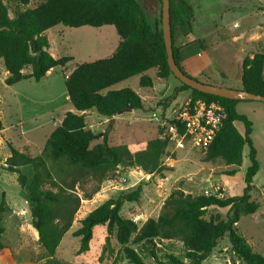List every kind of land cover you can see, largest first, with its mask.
I'll list each match as a JSON object with an SVG mask.
<instances>
[{"label":"trees","instance_id":"1","mask_svg":"<svg viewBox=\"0 0 264 264\" xmlns=\"http://www.w3.org/2000/svg\"><path fill=\"white\" fill-rule=\"evenodd\" d=\"M21 2L25 6L28 4V0ZM158 3V16L151 22L137 0H42L33 8L15 10L13 16L9 15L7 6L0 0V61L7 72L4 80L6 86L23 80L39 82L49 70L55 68H62L63 75L72 59L69 56L54 58L49 52L50 43L46 34L56 26H112L119 38L111 56L77 64L64 79L66 96L77 113L66 112L60 125L46 139L39 156L33 157L10 145L8 147L6 170L18 173L17 181L26 189L30 224L35 235H38L37 242L46 257L55 254L64 234L72 226L81 201L92 199L104 181L113 179L119 167H137L149 175L171 170V167L163 164L168 143L162 138V128L158 127V138L132 146H109L106 142L91 146L95 135L87 128L84 119L85 112L89 110L107 119L141 110L142 102L135 92L128 88L111 89L133 76H140L141 87L152 86L151 80L145 76L151 69L156 70V76L160 79H176L166 61L161 0ZM169 17L174 61L183 74L191 77L180 62L194 54L197 48L182 52L193 40L182 48H176L174 40L176 34L185 40L190 38L193 8L186 0H169ZM26 68H30L29 73L23 72ZM201 83L223 86L212 78ZM240 83V90L264 96L263 53L242 59ZM185 91L189 92L191 101H218L225 109L221 129L209 148L202 151L205 161H221L233 168L227 174L233 176L241 166L243 151L247 148L249 165L243 177L242 194L225 198L204 194L193 196L176 188L164 199L157 218L147 219L138 227L133 220L120 216L123 202L139 200L141 188L137 186L115 200L108 199L79 221V227L72 233L73 237L79 239V254L88 251L93 229L105 226L107 234L113 235L121 246L124 258L132 264H143L141 256L155 258L151 246L161 240L182 243L189 264H202L225 240L232 255L241 264H264V257L254 252L235 228L242 215H252L259 207L252 199V195L258 191L253 178L260 169L250 137L252 122L236 109L242 101L203 94L181 83L167 99L160 102L163 110L179 93ZM235 122L241 123L243 133L238 132ZM27 165L32 169L30 181L19 171L20 167ZM3 205L2 200L0 213L4 211ZM209 208L227 209L225 217L215 214L206 219ZM1 220L0 215V255L4 249ZM130 245L137 246L136 251ZM168 260L165 264H184L173 256H169Z\"/></svg>","mask_w":264,"mask_h":264},{"label":"rangeland","instance_id":"2","mask_svg":"<svg viewBox=\"0 0 264 264\" xmlns=\"http://www.w3.org/2000/svg\"><path fill=\"white\" fill-rule=\"evenodd\" d=\"M147 12V18L158 16V0H138ZM153 1L155 9L150 11ZM193 8L192 32L190 38L175 35L174 46L197 51L186 60L187 72L201 82L207 81L213 74L222 70L230 75L223 86L240 90L241 61L255 53L264 54V0H186ZM9 15L15 10L33 8L42 0H28L25 6L21 0H3ZM154 12V13H153ZM47 32L49 43L55 51L66 49L72 61L70 66L84 62H93L105 58V54L117 39L113 28L105 35L104 30L92 27L67 28L57 26ZM63 37V42L62 41ZM59 44V45H57ZM201 46V48L199 47ZM52 50V51H53ZM208 60L210 62L208 63ZM206 61V62H205ZM204 63L207 70L204 69ZM0 62V73L3 70ZM59 69L47 80L40 82L23 81L15 88L0 84V121L3 131L0 133V208L4 201L1 225L4 232L1 243L4 246L0 255V264H132L124 258L121 246L113 235H108L105 226L93 229L92 239L87 252L78 253L80 242L72 233L79 227V221L90 211L107 201L117 199L123 194L141 188L137 202H123L120 216L133 220L140 227L147 219H156L164 199L169 193L179 188L193 196L221 194V197L240 196L244 187L243 177L248 165L247 148L243 152V161L235 175L228 176L233 168L217 160H204V153L196 149H167L163 164L171 167L170 171L145 174L137 167H119L113 179L104 181L98 193L90 200H82L79 211L75 214L71 228L64 234L55 254L46 257L37 242L30 224V208L25 198L26 189L17 181L18 173H11L3 166L4 158L9 154V145L16 150L25 149L37 157L40 155L48 136L55 130V124L63 110L74 112L73 107L64 99V74ZM24 73H29L26 68ZM152 83L151 87L139 85L140 76H133L115 86L112 90L128 88L141 99L142 109L125 112L107 119L97 115L94 110L85 112V123L95 135L91 146L106 142L109 146L128 145L148 141L159 137L158 123L154 118H161L162 100L167 99L180 85L173 77L160 79L156 70L145 73ZM218 76V75H217ZM235 76V77H234ZM234 77V78H233ZM214 80V78H213ZM66 95V94H65ZM189 99L180 94L176 102H170L167 108L175 107ZM67 100V97H66ZM174 104H176L174 106ZM239 113L246 114L255 125L257 150L260 170L256 174L255 184L264 187V105L260 101H245L237 105ZM168 113V112H167ZM29 144H27V141ZM27 181L32 178L31 166L19 168ZM125 179V182H122ZM88 186L86 187V189ZM78 194L81 196L80 191ZM258 204V210L252 215H242L236 223V230L252 247L253 251L264 257V188L252 195ZM227 209L209 208L205 216L218 214L224 218ZM136 251L135 245L129 246ZM155 258L141 256L143 264H165L173 256L184 264L186 249L175 240L156 241L151 246ZM138 251V250H137ZM202 264H241L233 255L227 241H221L211 255Z\"/></svg>","mask_w":264,"mask_h":264},{"label":"built area","instance_id":"3","mask_svg":"<svg viewBox=\"0 0 264 264\" xmlns=\"http://www.w3.org/2000/svg\"><path fill=\"white\" fill-rule=\"evenodd\" d=\"M68 75L64 74V78ZM224 119L225 109L218 101H191L190 99L175 107L166 108L161 118H154L158 127L163 130L162 138L167 140L168 148L200 151L209 148L221 129ZM7 158L5 157L3 162L5 168H7ZM122 182H125V179H122ZM204 195H215L221 198V194H211L207 191Z\"/></svg>","mask_w":264,"mask_h":264},{"label":"water","instance_id":"4","mask_svg":"<svg viewBox=\"0 0 264 264\" xmlns=\"http://www.w3.org/2000/svg\"><path fill=\"white\" fill-rule=\"evenodd\" d=\"M161 29L162 38L166 51V61L172 75L181 83L192 90L203 94L213 95L220 98L236 101H260L264 105V96L256 95L245 90H235L227 87L214 86L196 81L186 76L176 65L173 58L171 44L170 17H169V0H161ZM241 79V77H240ZM150 176V175H147Z\"/></svg>","mask_w":264,"mask_h":264},{"label":"crops","instance_id":"5","mask_svg":"<svg viewBox=\"0 0 264 264\" xmlns=\"http://www.w3.org/2000/svg\"><path fill=\"white\" fill-rule=\"evenodd\" d=\"M138 1V0H137ZM154 1V0H153ZM153 1L151 2V5H149V8H150V11L151 10H153V9H155V3H154V5L152 4L153 3ZM139 2V1H138ZM140 3V2H139ZM141 4V3H140ZM141 6H142V4H141ZM143 7V6H142ZM145 10V9H144ZM145 12H146V10H145ZM154 13V12H153ZM146 15H147V12H146ZM149 19V21H153V19L152 18H148ZM113 28L112 26H103V27H100V28H97L98 30H104V34L105 35H111V31H108V29H103V28ZM54 28H58L57 26L56 27H54ZM80 28H83V27H80ZM79 28V29H80ZM114 29V28H113ZM52 30V29H51ZM114 31H115V29H114ZM48 32V31H47ZM116 33V32H115ZM116 36H117V34H116ZM63 37H62V41L61 42H63ZM118 42H119V38H118V36H117V39L115 40V42H114V44H113V46L109 49V51H108V53L107 54H105L106 56H105V58L106 57H109V56H111V54L114 52V50L116 49V47H117V45H118ZM57 45H59V44H57ZM53 50V48H52V46L50 45V48H49V52H50V54H51V56L52 57H54V58H59V57H62V56H69V54L67 53V51H66V49H65V51H64V54L62 55V53L63 52H58V51H55V53H54V50ZM182 52H185L184 50L182 51ZM191 56V55H190ZM190 56H188V57H185V58H183L182 60H181V62H180V65H181V67L183 68V70L188 74V72H187V66H186V60H187V58H189ZM70 57V56H69ZM72 59V58H71ZM1 62V61H0ZM206 62V61H205ZM210 62V60H208V63ZM2 63V62H1ZM70 63V62H69ZM67 64V67L66 68H68L69 69V71H68V73L67 74H69L71 71H72V69L74 68V66H70V64ZM55 69H59L60 71H61V69L62 68H55ZM55 69H51V70H49L47 73H46V75L41 79V80H47L50 76H52V74L55 72ZM204 69L205 70H207V67H206V65H205V63H204ZM221 72H220V74H213V77H209V78H214V80L216 81V82H219V83H221L222 85H223V82L225 81V80H229L230 79V75H228V74H225L222 70H220ZM61 73H62V71H61ZM189 75V74H188ZM6 76H7V72L5 71V69L3 68V70H2V72L0 73V84H2V85H5L4 84V80H5V78H6ZM190 76V75H189ZM192 77V76H191ZM235 77V76H234ZM233 77V78H234ZM195 78V77H194ZM64 76H63V79H62V82H63V84H64ZM236 81H240V79H236V77L234 78ZM40 80V81H41ZM23 81H30V80H23ZM23 81H21V82H23ZM39 81V82H40ZM21 82H19V83H21ZM19 83H17V84H15V85H13V86H11V87H13V88H15L16 86H18V84ZM6 86V85H5ZM175 87H177V85H175ZM222 87H224V86H222ZM185 94V96L186 97H188V95H189V92H181V93H179L177 96H176V98L174 99V101H173V103L174 102H176L177 101V99L180 97V94ZM66 91L64 92V99H65V101L66 102H69L68 100H66ZM242 102H245V101H242ZM239 104V103H238ZM237 104V105H238ZM236 109H237V106H236ZM66 112H71V111H69V110H63V112H62V115H61V117L57 120V124H55L56 126V128L60 125V123L62 122V119H63V117H64V115L66 114ZM74 113H77L75 110H74ZM78 114H82V113H78ZM241 114H244V113H241ZM244 115H246V114H244ZM247 116V115H246ZM247 118L249 119V117L247 116ZM250 120V119H249ZM251 121V120H250ZM252 122V121H251ZM234 125H235V127H236V129L238 130V132L239 133H243V126L241 125V123H239V122H235L234 123ZM4 129H3V126H2V130H0V133L3 131ZM256 136V131H255V125H254V123L252 122V133H251V140H252V143H253V146H254V148H255V150H256V146H255V137ZM27 141V144H29V142H28V140H26ZM18 151H20V152H26V153H28V151L27 150H25V149H20V150H18ZM244 152V151H243ZM29 154V153H28ZM30 155V154H29ZM256 156H257V150H256ZM6 157H9V154H7V156ZM257 160H258V157H257ZM248 165H249V163H248ZM248 165H247V167H248ZM246 167V168H247ZM260 170V169H259ZM259 172V171H258ZM257 172V173H258ZM255 177H256V175L254 176V178H253V184L255 185V187L258 189V190H261L262 188H264L263 186H258V185H256L255 184ZM36 236V239H38V235H35Z\"/></svg>","mask_w":264,"mask_h":264}]
</instances>
